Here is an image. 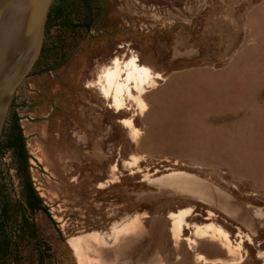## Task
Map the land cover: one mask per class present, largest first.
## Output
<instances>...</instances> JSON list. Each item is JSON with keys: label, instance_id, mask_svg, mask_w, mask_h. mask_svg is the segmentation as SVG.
Wrapping results in <instances>:
<instances>
[{"label": "rangeland", "instance_id": "obj_1", "mask_svg": "<svg viewBox=\"0 0 264 264\" xmlns=\"http://www.w3.org/2000/svg\"><path fill=\"white\" fill-rule=\"evenodd\" d=\"M48 17L41 53L24 81L31 77L60 79L67 102L80 97L94 102L103 97L115 110L126 106L134 118L138 108L144 110L141 94L154 84L150 70L157 74L184 69L223 72L187 88L193 93L189 100L205 107L207 121L202 126L163 127L172 129L175 136H184L157 137V158L150 157L153 152L148 149L141 151L136 161L142 163L136 170L150 174L157 162V174L172 169L208 176L201 168L200 152L198 156L187 154L186 145L193 138L190 134L237 137L241 158L248 157L257 172L256 183L213 176H219L221 185L231 188L264 217V0H54ZM140 70L147 71L144 78ZM164 79L157 75V85ZM7 119H13L10 109ZM124 126L136 135L131 121ZM22 138L27 172L18 168L13 153L4 148L0 151V250L10 243L0 253V264H78L68 240L93 232L101 238L89 244L84 264H106L102 253L110 241L117 240L106 238L107 232L122 229L126 209L120 208L118 215L107 219L103 213L97 219L88 206L81 211L79 202L71 200L64 207L55 193L45 191L47 186L56 189L57 173H51L41 151L32 150L27 138ZM5 142L6 138L0 140ZM95 169L89 164L80 168L85 173ZM28 179L41 209L35 213L28 207ZM124 182L134 186L132 178ZM88 201L89 197L86 204ZM130 202L131 214L141 208L157 212V206L135 205L132 198ZM118 203H122L121 196ZM181 218L173 220L174 236L179 234ZM147 229V242L153 243L157 222ZM236 234L228 238L214 226L199 232L223 239L222 249L228 256L217 264H264V228L252 241Z\"/></svg>", "mask_w": 264, "mask_h": 264}, {"label": "crops", "instance_id": "obj_2", "mask_svg": "<svg viewBox=\"0 0 264 264\" xmlns=\"http://www.w3.org/2000/svg\"><path fill=\"white\" fill-rule=\"evenodd\" d=\"M150 72L154 84L141 94L144 110L138 108L134 118L129 116L126 106L115 110L103 97H96L94 102L83 97L67 102L64 82L53 77H31L22 82L10 110L32 150H40L44 165L51 173H57L58 185L56 189L47 186V194L55 193L64 207L71 200L75 204L79 202L81 211L88 206L90 214L94 212L97 219L103 213L107 219L118 215L120 208L126 209L122 229L107 232L106 238L117 240L110 241L102 253L106 264L225 262L228 255L223 252V239L199 235L200 231L214 226L228 238L239 232L252 241L259 229L264 228V217L259 209L243 202L231 188L218 181L228 178L235 182L256 183L257 172L252 169L248 157L241 158L237 137L190 134L193 138L186 145L187 154L198 156L200 152L201 168L208 176H201V172L195 170L172 169L157 174V162L151 167L150 174L136 170L142 163L136 161L141 151L149 150L153 152L149 156L157 158V137L184 136H175L172 129L163 130V127L175 124L202 126L204 120L207 121L205 107L189 100L193 93L187 88L223 72L202 69H184L169 74H157V70ZM157 75L165 78L158 85ZM126 121H131L136 135L124 126ZM83 164L96 169L85 173L80 170ZM126 178L133 179V187L125 185ZM119 196L122 197L121 204L118 203ZM131 198L135 205L157 206V212L141 208L131 214ZM178 216L182 217V222L179 234L174 236L173 220ZM152 222H157L158 231L156 240L150 243L147 242L150 238L147 226ZM99 238L101 235L93 232L68 240L78 264L85 263L83 258L89 244ZM229 256L235 262V257Z\"/></svg>", "mask_w": 264, "mask_h": 264}, {"label": "water", "instance_id": "obj_3", "mask_svg": "<svg viewBox=\"0 0 264 264\" xmlns=\"http://www.w3.org/2000/svg\"><path fill=\"white\" fill-rule=\"evenodd\" d=\"M54 0H0V138L13 97L41 53Z\"/></svg>", "mask_w": 264, "mask_h": 264}, {"label": "trees", "instance_id": "obj_4", "mask_svg": "<svg viewBox=\"0 0 264 264\" xmlns=\"http://www.w3.org/2000/svg\"><path fill=\"white\" fill-rule=\"evenodd\" d=\"M48 20H49V17L47 21ZM22 137L23 136L21 133V129L17 124V120L14 117L11 121L7 119V121L5 122L4 128H3V131H2L1 138H0V140L2 138H6V142L4 144L0 143V151L2 148H4L5 150L13 153L18 159V164H20L18 168H21L23 172H25L27 157L24 151V141ZM27 182H28V188H27L28 207L31 213H35L41 209L35 199V195L33 193V190L31 189L29 179ZM7 244H10V243L7 241ZM7 244L4 246L3 249L0 250V253L4 251L6 252L9 249V246Z\"/></svg>", "mask_w": 264, "mask_h": 264}, {"label": "bare ground", "instance_id": "obj_5", "mask_svg": "<svg viewBox=\"0 0 264 264\" xmlns=\"http://www.w3.org/2000/svg\"><path fill=\"white\" fill-rule=\"evenodd\" d=\"M146 73H147L146 70H140L141 78H144L146 76L145 75Z\"/></svg>", "mask_w": 264, "mask_h": 264}, {"label": "flooded vegetation", "instance_id": "obj_6", "mask_svg": "<svg viewBox=\"0 0 264 264\" xmlns=\"http://www.w3.org/2000/svg\"><path fill=\"white\" fill-rule=\"evenodd\" d=\"M48 22V21H47Z\"/></svg>", "mask_w": 264, "mask_h": 264}]
</instances>
